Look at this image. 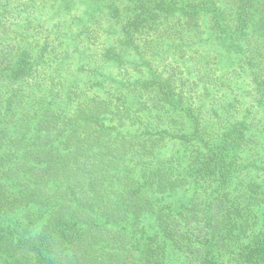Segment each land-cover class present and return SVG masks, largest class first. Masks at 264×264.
<instances>
[{
  "label": "trees",
  "instance_id": "trees-1",
  "mask_svg": "<svg viewBox=\"0 0 264 264\" xmlns=\"http://www.w3.org/2000/svg\"><path fill=\"white\" fill-rule=\"evenodd\" d=\"M45 1L0 0V264H264V0ZM205 43L214 71L257 64L262 106L216 109L161 65Z\"/></svg>",
  "mask_w": 264,
  "mask_h": 264
},
{
  "label": "rangeland",
  "instance_id": "rangeland-1",
  "mask_svg": "<svg viewBox=\"0 0 264 264\" xmlns=\"http://www.w3.org/2000/svg\"><path fill=\"white\" fill-rule=\"evenodd\" d=\"M23 1H27L29 5V0H23ZM37 2H38V8L44 6L46 11L50 9L49 4L51 2L45 0H37ZM75 10L76 12L81 10H86V7L85 5L84 6L81 5L79 6V8H75ZM45 21L47 27L41 29L40 36H42V38H45L46 40L45 42H47L49 45L57 46L58 49V40H56L58 38V12L56 13L51 12L49 16L45 17ZM170 29L171 30L175 29L176 33L175 34L169 33L166 30L167 33L164 34L162 37H159V39L162 41H166V42L169 41V43H172L173 41L170 42V39L168 38L172 37V39H174L177 35L178 37L180 36L182 39L178 38V40L175 41L188 42L184 29H182L181 31L175 26H172ZM185 46L186 45L182 46V51L180 52H176L173 47L171 48L166 47L162 49L161 55L164 56V60L161 61V65L168 67L171 63L170 60L172 59L176 60L177 63H173L172 66L179 67L178 69L179 76H182V78H186L189 80H191L192 78H197L196 79L197 84H189L188 88H193L197 94L202 93L206 95L207 103L210 106H215L216 109L231 107V109L233 108L232 113L237 117H239L241 114L245 115L244 109L245 108L249 109L252 106L251 103L257 104L258 101L260 103L261 95L260 92L257 90V88H255L256 87L255 85L258 79L260 80L262 76H260V74L258 75V70H257L258 68L256 67L257 64L254 65L244 64L243 67L241 65V61L240 62L236 61V59L231 60L229 59L227 54L220 52L219 56L221 58V61L219 68L221 71H214L213 68L217 65H215V60L213 59L215 55L212 51L209 50L210 49L209 45L205 43V45L195 50L193 54H190V52H185L186 49ZM208 50L213 54H206ZM51 57L54 59L57 58L56 63H58V50L56 57H54L53 55H51ZM241 66L243 68H241ZM263 67L264 65L261 66V68ZM56 68L58 69V66H56ZM51 70L52 68L50 67L49 68L45 67L44 69L38 67L37 71L34 70V73L28 78L27 82L30 84L31 81H35L37 77V80L39 81V83H41L39 84L40 86L51 85L52 87H56L55 85L56 80L51 81L50 79H47V78H51L49 76L51 74ZM23 87L29 93H32L31 90L37 89V87H33V89H31L30 85H26ZM31 97H33V94H31ZM210 102L213 105L210 104ZM36 104L37 103H34L32 105L35 106V108L40 106V105L37 106ZM262 108L264 107L262 106ZM251 111L256 113V117L253 119L251 124L253 125V128L255 126H259L257 131L260 132V134H257L259 135L256 139V141L258 142L254 144L253 147L254 151L252 153H249V155L260 157L261 162L260 160H258L260 163L256 164L254 167L259 165L256 171H264V120H259V121L256 120L257 117L259 118L263 117L264 119V111L259 112L255 109ZM248 158L249 161H253L252 158L254 157H248Z\"/></svg>",
  "mask_w": 264,
  "mask_h": 264
}]
</instances>
